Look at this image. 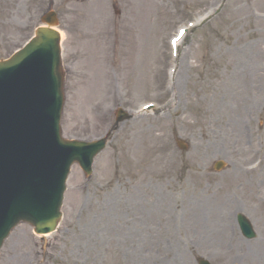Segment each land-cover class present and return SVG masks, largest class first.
<instances>
[{"label":"rangeland","instance_id":"374dc122","mask_svg":"<svg viewBox=\"0 0 264 264\" xmlns=\"http://www.w3.org/2000/svg\"><path fill=\"white\" fill-rule=\"evenodd\" d=\"M252 1L0 0V59L24 46L42 13L59 15L64 137L113 130L90 177L72 167L57 231L20 224L0 264H264V163L254 170L264 106L237 147L239 103L264 99V34L250 18L264 1ZM119 107L132 117L115 126ZM239 213L255 238L242 235Z\"/></svg>","mask_w":264,"mask_h":264},{"label":"water","instance_id":"95a60500","mask_svg":"<svg viewBox=\"0 0 264 264\" xmlns=\"http://www.w3.org/2000/svg\"><path fill=\"white\" fill-rule=\"evenodd\" d=\"M58 40L53 30L41 28L23 51L0 62V246L20 221L32 223L38 233L54 230L70 166L79 161L90 173L93 157L106 144L105 139L87 144L60 138ZM118 116L119 122L126 119L121 110ZM238 219L243 233L253 237L248 218Z\"/></svg>","mask_w":264,"mask_h":264},{"label":"bare ground","instance_id":"6f19581e","mask_svg":"<svg viewBox=\"0 0 264 264\" xmlns=\"http://www.w3.org/2000/svg\"><path fill=\"white\" fill-rule=\"evenodd\" d=\"M216 1V0H213V2ZM233 2H240L242 6H246L247 5V2H250L252 0H232ZM255 1L257 0H253L252 3H254ZM261 2L264 1V0H260ZM240 10H245V9H242V8H239L238 7V11ZM250 18L253 20V21H257L256 25L258 27V25H260V28H261V32L264 34V6H263V9L258 12L256 15L254 13H252L250 15ZM255 19V20H254ZM61 35L63 36V33L61 32ZM187 34L185 35V37L182 39V41L180 42V44L183 43L184 39L186 38ZM264 54V52H261L260 54ZM261 70H264V65L260 67ZM183 67L182 65H179V67H177L176 69V72H175V82H173L174 85L177 86V84H179L182 76H183ZM240 81H243V84L247 82V77L244 76V80H241ZM178 88V87H177ZM172 90V87L170 86V91ZM168 91H169V88H168ZM248 101H250V104L248 107H246V105L244 103H239V107L241 109L238 110V114H237V126H238V134H237V137H238V145L237 147H239L241 150H245L246 149V144H247V130H248V127H249V122H251L252 120V116H254L255 114H258L259 116V113H258V107L260 105H262V107L264 106V99L263 98H254L252 99V97L250 99H248ZM260 112H262V109L260 110ZM255 140H261L260 138V134H256L254 136V139H253V142ZM253 145V143H252ZM263 152H264V149H263ZM256 156L258 157L259 159V163H257L255 166H254V170L256 168H259L263 163H264V155H261L259 153L256 154ZM263 177H264V174H261ZM223 217H225V214L223 215ZM226 220L228 221V218L226 217Z\"/></svg>","mask_w":264,"mask_h":264}]
</instances>
